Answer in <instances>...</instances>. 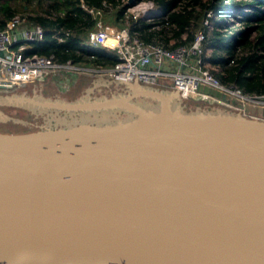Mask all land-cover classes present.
I'll use <instances>...</instances> for the list:
<instances>
[{
  "label": "water",
  "instance_id": "1",
  "mask_svg": "<svg viewBox=\"0 0 264 264\" xmlns=\"http://www.w3.org/2000/svg\"><path fill=\"white\" fill-rule=\"evenodd\" d=\"M123 83L156 103L0 131V264H264V116L186 111L176 91ZM129 97L8 100L80 110Z\"/></svg>",
  "mask_w": 264,
  "mask_h": 264
},
{
  "label": "built area",
  "instance_id": "2",
  "mask_svg": "<svg viewBox=\"0 0 264 264\" xmlns=\"http://www.w3.org/2000/svg\"><path fill=\"white\" fill-rule=\"evenodd\" d=\"M48 1L45 0V4ZM116 1L124 6L122 19L125 24L122 25L102 19V12L110 6V1L102 0V8L82 4L85 10L97 16V20L93 27L84 31L80 45L88 50L89 56L108 53L106 50H110L108 54L112 53L115 57L111 65L90 66L72 59L60 61L54 54L28 53L27 48L31 43L43 40L45 28L32 19L35 15L33 12L14 13L0 28V87L15 88L39 82L69 91L82 77H86L115 82L137 81L159 90L176 91L177 97L183 101L203 104L219 102L243 112V107H235L221 100L216 96L217 92L264 107V93H244L236 85L223 84L211 72L212 65L206 57L203 30H197L191 42L175 44L172 47L146 42L132 27L139 18L153 20L154 17H160L161 8L149 0L145 11L137 13L136 10L142 11L143 3L140 0L137 3L129 0ZM41 13L52 19L59 14L54 10ZM210 15L212 13L208 12L207 17ZM207 17L204 19L205 24L209 22ZM66 35L67 31L65 34L58 31L55 37L58 42H64ZM171 42L173 39H170ZM97 264L109 263L102 259Z\"/></svg>",
  "mask_w": 264,
  "mask_h": 264
},
{
  "label": "trees",
  "instance_id": "3",
  "mask_svg": "<svg viewBox=\"0 0 264 264\" xmlns=\"http://www.w3.org/2000/svg\"><path fill=\"white\" fill-rule=\"evenodd\" d=\"M108 1L110 6L104 8L102 19L122 25L124 6L116 0ZM152 1L161 8V16L153 20L139 18L132 27L143 40L172 47L191 42L195 32L201 29L205 33L204 45L212 65L211 72L223 84L236 85L244 93H264V0ZM43 2L37 0V5L42 7ZM82 4L103 7L102 0H49L44 4V12L54 10L59 14L53 19L39 13L32 16L45 28V35L42 41L31 43L27 52L54 54L60 61L72 59L77 63L111 65L115 60L112 53L89 56L88 50L80 45L84 31L93 27L97 20V16L85 10ZM208 12L212 15L207 17ZM14 13L15 8L9 0H0V28ZM206 17L208 24L204 23ZM58 31L64 34L67 31L64 42L57 41ZM170 39L173 42L170 43ZM182 106L186 111L204 108L190 101ZM50 123H54L53 120Z\"/></svg>",
  "mask_w": 264,
  "mask_h": 264
},
{
  "label": "rangeland",
  "instance_id": "4",
  "mask_svg": "<svg viewBox=\"0 0 264 264\" xmlns=\"http://www.w3.org/2000/svg\"><path fill=\"white\" fill-rule=\"evenodd\" d=\"M136 1L138 0H134V2ZM9 2L11 6L15 8V12L18 13L30 11L34 14H42L41 12H44L42 8L45 2L42 3V7L37 5V0H28L27 5L25 4L26 0H9ZM139 2L143 3L141 5L142 11L136 10L137 13L145 11L146 3L150 1L140 0ZM123 24H125V22ZM106 51L108 53L111 52L110 50ZM86 65L93 66L91 63H86ZM77 86L81 87L79 88ZM120 94L125 97H131H129V99L124 103L113 105L105 109L88 107L84 109L79 108L80 110H65L57 109L55 107L48 108V106H40L39 104H30L26 101L24 102L25 104H22V102L17 100H12L11 102L8 100V98L24 96L39 100L43 98L60 101H74L79 102L81 105H86L85 107H87L92 104L100 105L104 102L105 97L111 98ZM216 96L235 107H243L244 112L247 115L256 117L263 116L261 110L264 107L245 103L241 99L233 97L229 94L217 92ZM185 102V100H180L181 104ZM151 103L154 104L156 102L150 97L141 95L132 96V89L125 83L115 82L110 79L98 80L96 78L82 77V79L79 80V83L69 91H62L55 88L52 84H42L39 82L25 84L11 89L0 88V111L2 115L8 116L6 119H2V117H0V131L23 132L41 129L46 126L62 127L81 122H112L117 119L129 118L132 115V107L137 105H150ZM200 104L204 107L203 109L211 108L210 105L218 108H224L226 106L225 104L219 102H214L213 104H202L200 102L199 105ZM42 111L46 112V114L41 115L39 112ZM51 120H53L54 123L51 124Z\"/></svg>",
  "mask_w": 264,
  "mask_h": 264
},
{
  "label": "crops",
  "instance_id": "5",
  "mask_svg": "<svg viewBox=\"0 0 264 264\" xmlns=\"http://www.w3.org/2000/svg\"><path fill=\"white\" fill-rule=\"evenodd\" d=\"M261 111H262V112H261V113H262V115L264 116V108H263Z\"/></svg>",
  "mask_w": 264,
  "mask_h": 264
}]
</instances>
